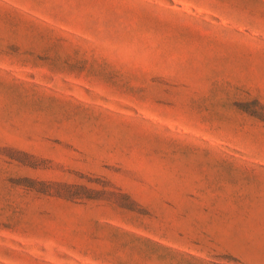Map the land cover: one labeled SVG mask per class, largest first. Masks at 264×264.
<instances>
[{"label":"rangeland","instance_id":"rangeland-1","mask_svg":"<svg viewBox=\"0 0 264 264\" xmlns=\"http://www.w3.org/2000/svg\"><path fill=\"white\" fill-rule=\"evenodd\" d=\"M0 264H264V0H0Z\"/></svg>","mask_w":264,"mask_h":264}]
</instances>
